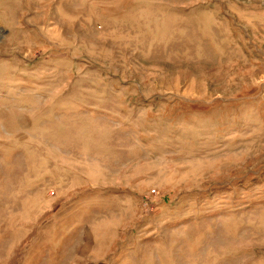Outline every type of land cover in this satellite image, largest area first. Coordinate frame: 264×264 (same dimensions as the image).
I'll return each mask as SVG.
<instances>
[{
  "label": "rangeland",
  "instance_id": "1",
  "mask_svg": "<svg viewBox=\"0 0 264 264\" xmlns=\"http://www.w3.org/2000/svg\"><path fill=\"white\" fill-rule=\"evenodd\" d=\"M0 264H264V0H0Z\"/></svg>",
  "mask_w": 264,
  "mask_h": 264
}]
</instances>
